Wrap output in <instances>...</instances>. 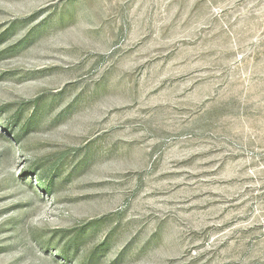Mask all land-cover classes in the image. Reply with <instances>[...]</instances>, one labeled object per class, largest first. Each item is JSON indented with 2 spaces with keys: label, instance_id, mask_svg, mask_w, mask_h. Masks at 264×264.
Masks as SVG:
<instances>
[{
  "label": "rangeland",
  "instance_id": "1",
  "mask_svg": "<svg viewBox=\"0 0 264 264\" xmlns=\"http://www.w3.org/2000/svg\"><path fill=\"white\" fill-rule=\"evenodd\" d=\"M0 264H264V0H0Z\"/></svg>",
  "mask_w": 264,
  "mask_h": 264
}]
</instances>
